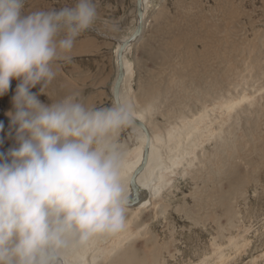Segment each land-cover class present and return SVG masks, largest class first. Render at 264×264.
I'll list each match as a JSON object with an SVG mask.
<instances>
[{"label":"rangeland","instance_id":"374dc122","mask_svg":"<svg viewBox=\"0 0 264 264\" xmlns=\"http://www.w3.org/2000/svg\"><path fill=\"white\" fill-rule=\"evenodd\" d=\"M94 2L97 22L56 62L45 104L114 101L116 48L138 26L137 0ZM75 3L24 0L22 14ZM143 10L121 93L156 143L150 201L127 209L122 232L66 251L62 264H264V0H147ZM19 83L0 96L5 155L18 147L6 113ZM118 140L134 164L142 132L132 126Z\"/></svg>","mask_w":264,"mask_h":264},{"label":"clouds","instance_id":"9594fccd","mask_svg":"<svg viewBox=\"0 0 264 264\" xmlns=\"http://www.w3.org/2000/svg\"><path fill=\"white\" fill-rule=\"evenodd\" d=\"M23 7L0 0V96L20 81L6 113L18 147L0 153V264H62L66 251L125 229L128 162L118 138L137 112L126 97L99 108L75 94L42 102L56 62L70 60L76 38L96 24L97 6L76 0L27 15Z\"/></svg>","mask_w":264,"mask_h":264},{"label":"bare ground","instance_id":"6f19581e","mask_svg":"<svg viewBox=\"0 0 264 264\" xmlns=\"http://www.w3.org/2000/svg\"><path fill=\"white\" fill-rule=\"evenodd\" d=\"M146 3H147V0H142V6H146ZM145 16V14H144ZM145 19V18H144ZM139 20V19H138ZM145 23V22H144ZM134 32V31H133ZM129 37V36H128ZM127 37V38H128ZM126 38V39H127ZM125 40V39H124ZM124 40H121L120 43H119V46L116 48V60L118 61V53H119V49L121 47V44ZM130 48V47H129ZM128 50V49H127ZM116 61V62H117ZM124 65H125V77H124V80L126 79L128 73H129V69H130V66L127 62V60H124ZM116 80V79H115ZM115 84V82H114ZM114 87V86H113ZM120 93H121V90H120ZM124 96V95H123ZM122 96V93H121V98H124ZM136 119L138 121H140L141 123H145V121L142 119V117H140L139 115H137ZM146 124V123H145ZM134 127L136 129H138L139 131L142 132L143 136H144V141H145V146H146V143H147V139H146V135L144 133V131L140 128V127H137L136 125H134ZM151 133V132H150ZM155 147H156V143L154 142V140L152 139V135H151V141H150V146H149V149H150V152H149V158H148V162L146 164V166L144 167V169L137 175L136 177V183L137 185L140 187V193H139V197H140V201L137 202L135 205H132V206H135V207H138V208H141L143 206H145L146 204L149 203L150 201V188H151V182H152V170L154 168V166L156 165V162L158 161L157 159V154H154L155 152ZM144 149L145 147L143 146V149L141 151V155L140 157H138V159L135 160V163L134 164H131V163H128L127 165V178H128V189H129V194H130V200L131 199H134V192H133V189L131 187V189L129 188V181H131V178L133 176V173L135 172V170L142 165L143 163V159H144ZM150 172V174H149ZM131 185V184H130ZM132 206H128L127 209H130L129 207H132ZM79 262V264H81L82 260L79 261V259L77 260ZM127 262V261H126ZM130 262V261H129ZM128 262V263H129Z\"/></svg>","mask_w":264,"mask_h":264},{"label":"water","instance_id":"95a60500","mask_svg":"<svg viewBox=\"0 0 264 264\" xmlns=\"http://www.w3.org/2000/svg\"><path fill=\"white\" fill-rule=\"evenodd\" d=\"M136 6H137L138 19H139L138 26L136 27L133 34L129 38H127L125 41L122 42V45H121V47L119 49V53H118V61H117L118 62L117 63L118 64V74H117L115 84L113 87V98H114V100L117 97L121 98L120 90H121V87H122V84L124 81V77H125L124 50L133 41H136L141 36L142 31H143L144 10H143V6H142V0H137ZM135 125L137 127H140L144 131V133L146 135L147 143H146V146L144 149L143 163L141 166H139L135 170V172L133 173V176L131 178V181H130L131 187H132L133 192H134V199L130 200L129 206L135 205L137 202L140 201V197H139L140 187L136 183V177L144 169V167L146 166V164L148 162L149 152H150L149 146H150V141H151V133H150L148 126L145 123H141L137 119H136Z\"/></svg>","mask_w":264,"mask_h":264},{"label":"snow or ice","instance_id":"6c2138e0","mask_svg":"<svg viewBox=\"0 0 264 264\" xmlns=\"http://www.w3.org/2000/svg\"><path fill=\"white\" fill-rule=\"evenodd\" d=\"M126 46V45H125Z\"/></svg>","mask_w":264,"mask_h":264}]
</instances>
